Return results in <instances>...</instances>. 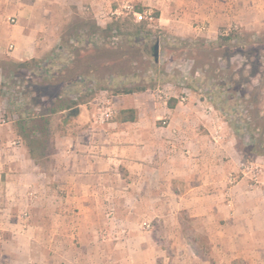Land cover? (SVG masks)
I'll return each instance as SVG.
<instances>
[{"label": "crops", "instance_id": "1", "mask_svg": "<svg viewBox=\"0 0 264 264\" xmlns=\"http://www.w3.org/2000/svg\"><path fill=\"white\" fill-rule=\"evenodd\" d=\"M138 1L159 22L264 26V0ZM74 3L92 8L98 0H0V263L264 264V186L247 178L228 186L243 155L210 101L191 92L181 104L171 86L109 93L90 72L30 104L44 70L31 68L62 51ZM115 80L113 90L127 84ZM105 92L116 114L133 109L136 119L115 114L93 124ZM28 111L48 118L49 155L31 157L19 135ZM199 235L208 256L198 252Z\"/></svg>", "mask_w": 264, "mask_h": 264}, {"label": "rangeland", "instance_id": "2", "mask_svg": "<svg viewBox=\"0 0 264 264\" xmlns=\"http://www.w3.org/2000/svg\"><path fill=\"white\" fill-rule=\"evenodd\" d=\"M127 3L134 9H143L151 17L156 12L138 0H98L92 8L88 4L81 7L71 4L72 13L67 17L69 22L63 28L60 42L65 56L60 55L45 67L39 65L31 69L53 72L94 69L97 88L109 93L117 91L113 90L110 79L122 78L118 73L121 70L126 72L122 79L127 83L126 86L121 84L122 88L149 85L161 90L169 86L172 90L186 88L207 101L210 96L211 105L231 134L236 125H247L249 131L264 120V26L247 29L239 24H227L211 31L207 24L198 21L183 19L172 23L169 19L159 22L152 18L140 26L142 34L136 37L131 33L134 27H139L134 26L138 20L133 21L131 14L123 11L120 16H111L112 11ZM108 25L118 26L123 35L113 39L112 32L106 30ZM229 35L230 40H223ZM156 43L158 61L155 63L153 47ZM54 52L56 50H51V56ZM125 59L130 62L125 63ZM110 69L118 70L115 76L108 75ZM60 87V83L44 85L41 92L50 97L62 95L64 89ZM217 105L230 113L231 120L225 118ZM241 160L258 161L255 157L243 156ZM193 240L201 247L198 252L208 256L206 238L199 235Z\"/></svg>", "mask_w": 264, "mask_h": 264}, {"label": "trees", "instance_id": "3", "mask_svg": "<svg viewBox=\"0 0 264 264\" xmlns=\"http://www.w3.org/2000/svg\"><path fill=\"white\" fill-rule=\"evenodd\" d=\"M134 12L139 13L142 15L143 9L136 7L134 9ZM153 19H158V13L155 12L152 15ZM132 20H136L132 16ZM146 20L144 17H142L140 20L137 21V23L134 24V33H131L132 35L136 37H140L142 32L140 30V26L146 24ZM133 26V25H132ZM106 30H109L112 32L113 39L117 38L119 35H123L120 28L117 26L113 28L111 25H108ZM114 32V33H113ZM231 39V35L223 38V40L228 41ZM76 44V43H73ZM61 52H54L51 59L47 61H56V59L59 58L60 55H64L65 49L61 45L59 48ZM154 59V58H153ZM125 63H129L130 59H125ZM155 62V61H154ZM46 63V64H47ZM156 63V62H155ZM45 64V65H46ZM20 67L27 66V63H20L18 64ZM43 70V69H40ZM109 76H115L116 72L118 70H108ZM95 73L94 69H58L57 71H51V69H44L42 75H39L38 80H35L36 85L33 88V90L36 92V96L30 100V104L33 107L38 106V97L37 95L41 94L42 86H49L56 83H65L68 82V80H71L75 76H81L84 77L85 75H88L89 73ZM68 73V75H65ZM118 73L122 76V78H125V73L122 70L118 71ZM48 75V76H47ZM44 76V77H42ZM61 77V79H60ZM53 80V81H51ZM57 81V82H56ZM155 88L153 85L149 86H134V87H125L120 90L114 91L115 94H132V93H138L143 92L148 89ZM64 92V91H62ZM210 93V91H209ZM59 96V95H58ZM209 101L213 103L212 99L209 96ZM75 106L74 102H70L68 105H61V106H54L51 109H49L48 114H53L56 112V109H62L65 110L70 109ZM23 107V106H22ZM217 109H219L225 118L228 120H231L230 113L224 109L223 106H218ZM24 116L23 119L19 122V135L21 136L23 142L26 144L29 153L31 157H44L46 155H49L47 152H45L48 144H49V135H48V118L43 115H36L33 111H28L27 113H22ZM116 119L119 122H133L136 119V111L133 109L128 110H121L116 114ZM248 126L244 124L236 125L235 128L232 129L233 134L235 135V139L237 140L236 146L237 149L241 152V154L246 158L255 157V158H264V120H261L260 122H257L254 127H252L248 131ZM244 144V145H243ZM43 149V150H42ZM40 150V151H37ZM44 151V152H43Z\"/></svg>", "mask_w": 264, "mask_h": 264}, {"label": "built area", "instance_id": "4", "mask_svg": "<svg viewBox=\"0 0 264 264\" xmlns=\"http://www.w3.org/2000/svg\"><path fill=\"white\" fill-rule=\"evenodd\" d=\"M123 11L126 14H131L136 20H140L142 17H144L145 20L152 19V17L145 12H143L142 15L134 12V8L128 3L121 6L120 9L112 11L111 16H120ZM10 23H14V20L11 19ZM158 96L164 99L169 98V94L164 91H160L158 93ZM190 96L191 91L189 89L183 88L181 89V92L178 95V100L181 104H187ZM94 105L95 111L93 117V124H95L96 126H103L113 120L116 113L114 111L112 97L109 93H103L99 98L96 99ZM4 122V118L0 117V124H3ZM239 178H247L250 182V185L253 187L264 186V167L254 161L241 162L239 164L238 171L235 173H230L227 176L228 186L234 185Z\"/></svg>", "mask_w": 264, "mask_h": 264}, {"label": "water", "instance_id": "5", "mask_svg": "<svg viewBox=\"0 0 264 264\" xmlns=\"http://www.w3.org/2000/svg\"><path fill=\"white\" fill-rule=\"evenodd\" d=\"M157 49H158V44L156 43L153 47V58H154V61L157 62L158 61V54H157Z\"/></svg>", "mask_w": 264, "mask_h": 264}]
</instances>
